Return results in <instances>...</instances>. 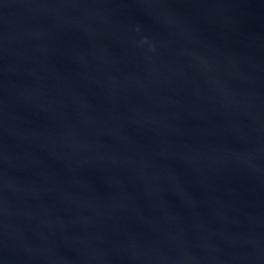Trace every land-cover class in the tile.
<instances>
[{
	"label": "water",
	"instance_id": "obj_1",
	"mask_svg": "<svg viewBox=\"0 0 264 264\" xmlns=\"http://www.w3.org/2000/svg\"><path fill=\"white\" fill-rule=\"evenodd\" d=\"M0 264H264V0H0Z\"/></svg>",
	"mask_w": 264,
	"mask_h": 264
}]
</instances>
